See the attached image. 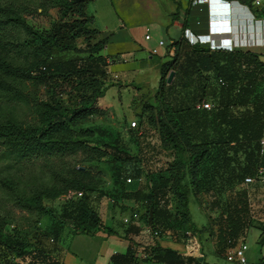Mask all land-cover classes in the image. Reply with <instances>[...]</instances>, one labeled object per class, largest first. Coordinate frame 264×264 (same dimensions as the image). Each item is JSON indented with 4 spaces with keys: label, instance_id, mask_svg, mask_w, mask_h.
Listing matches in <instances>:
<instances>
[{
    "label": "rangeland",
    "instance_id": "obj_1",
    "mask_svg": "<svg viewBox=\"0 0 264 264\" xmlns=\"http://www.w3.org/2000/svg\"><path fill=\"white\" fill-rule=\"evenodd\" d=\"M61 2L0 0V58L15 66L30 59L31 51L24 42L21 23L25 22L39 31L48 29L50 23L58 19L61 10L65 9ZM167 8V0H91L88 3L87 10L93 14L94 25L111 32L102 49L110 57L108 76L104 80L105 85L97 92L95 102L91 105L82 104L89 106L87 113L67 121L62 131L53 130L46 134L49 139H59L60 135L64 140L81 139L84 140L83 144L63 150L54 148L17 155L0 136V231L2 235L17 240L24 252L32 246L49 251L59 237H51L55 226L73 228L71 222L63 223L59 216L63 204L79 196L78 192L66 186L75 169L81 167L90 176L87 204L98 215L101 223V217L107 218L114 207H119L121 185L123 187L120 188L125 190L144 187L146 172L150 171L151 179L156 176L158 169L161 172H173V162L182 158L187 169L184 170V181L189 184L187 180L191 173L198 179L196 190L189 184L190 221L195 227L207 224L209 229L206 234L196 235L187 229L186 222L178 218L169 221V218L163 226L166 228L164 232L172 235L173 231L180 238L185 234L184 241L188 238L194 241H205L209 237L213 239L216 220L219 212L224 211L226 199L234 191L244 188L252 224L244 230L245 263L264 264V242L260 240L264 236V174L251 183L241 184V178L235 175L234 168H239V164L245 162L244 152L247 150L243 147L244 143H222L218 146L217 142L222 140L219 139L221 132L212 112L194 109L199 91L203 89L207 97L217 88L214 74L211 71L204 73L203 77L195 78L186 87L167 88L170 81L167 82L166 77L170 70L166 66L159 70L158 65L166 56H170L168 50L164 46H157L156 40L152 46L145 45V28H149V35L160 33L164 41L179 35V27L168 25ZM251 8L254 10V7ZM11 10L13 13H10ZM11 15L12 18L8 19ZM119 22L124 26L113 34ZM165 25H168V32H165ZM127 32L134 36L135 42L118 46L116 40L126 37ZM191 42L194 43L193 40ZM75 44L85 47L81 37L76 39ZM200 44L208 46L207 43ZM156 46L157 52H151V48ZM149 54L151 57H148ZM258 58L264 61V57ZM202 85L204 88H200ZM258 85L257 90L264 86V78ZM159 89H162V97ZM67 90L68 85L61 79L22 77L9 74L0 67V122L6 119L21 123L37 122L42 102L54 94L72 108L75 106V95H68ZM165 100L170 110L164 106ZM183 105L188 106V114L179 113L177 108ZM132 119L136 121L133 130L127 127V122ZM178 126L181 132L186 133L188 143L177 132ZM167 128L177 133V141L185 146L183 150L177 148ZM113 139L118 141L121 152L132 159L122 164V174L132 172V168H139L144 174L143 178L135 180L131 175H126L130 177L129 181H125V177L115 179L112 171L118 161L111 159L112 153L103 145V142L112 143ZM196 142H208L210 147L197 167L193 168L196 157H192L193 154L191 156L190 144ZM219 147H223L221 152ZM252 147L249 145V149ZM223 157H229L227 165H221ZM262 161L264 164V156ZM232 166L234 171L230 170ZM168 184L166 206L173 212L176 188ZM55 189H61L62 192L55 196L46 194ZM38 193L44 213H39L32 201V196ZM138 207L137 214L143 210L141 206ZM16 256L15 259L12 254L11 258L17 264H27L29 257L26 253ZM222 261L229 263L224 258Z\"/></svg>",
    "mask_w": 264,
    "mask_h": 264
},
{
    "label": "trees",
    "instance_id": "obj_2",
    "mask_svg": "<svg viewBox=\"0 0 264 264\" xmlns=\"http://www.w3.org/2000/svg\"><path fill=\"white\" fill-rule=\"evenodd\" d=\"M89 1L62 0L61 4L65 9L61 10L58 19L52 21L46 30L39 31L22 22L21 27L25 35L24 42L31 51V58L25 59L23 64L18 66L0 58V67L9 74L35 79L43 77L58 78L68 85L66 93L68 95L74 93L75 95L73 99V105L75 106L72 108L68 104H64L59 97H56V94L49 96L42 102V110L39 113L37 122L21 123L11 119L0 122V136L3 137L10 150L16 152L17 155L54 148L63 150L75 144L84 143V140L81 139L64 140L61 135L58 137L59 139H49L46 138V134L53 130L62 131L67 121L87 113L89 106H82V104L88 103L91 105L95 102L97 92L105 85L104 80L108 76L106 66L109 61L99 52L104 46L107 36H98L99 30L94 26L93 15L86 10ZM239 1L251 6L250 0ZM258 11L264 14V8ZM10 13H13V11L11 10ZM10 18H12V15L8 17V19ZM185 24L186 20H183L181 22L183 29L186 27ZM79 37L82 38L85 47L76 46L75 42ZM169 46H172L170 58L159 64V70L162 66L173 70L171 80L166 85L167 88L173 86L186 87L195 78L203 77L204 73L211 71L214 74V83L217 88L214 89L213 94L209 93L208 98L205 96L203 89L199 91L194 109L212 112L222 136L219 135V139L222 140L217 142L218 146L222 143H244L243 147L245 146L247 150L244 152L245 162L239 164V168H234L235 175H239L241 180L244 175H252L259 159L257 139L262 127L260 112L263 108L261 92L264 90V86H261L258 90L257 87L264 78V61L260 60L258 55L252 51L210 48L198 42L191 43L182 35L177 39H173ZM200 88H204V86L202 85ZM159 93L162 97V89H159ZM201 100H209L212 103L211 108L196 107V103ZM164 106L167 110H170L167 100L164 101ZM177 109L182 114H188L189 112L188 106L185 105L179 106ZM174 123L177 124V122ZM177 129V132L183 135L182 137L188 143L186 133L181 132L179 126ZM168 134L174 139L177 148L180 151L183 150L185 146L177 141V133L168 131ZM103 145L112 153L111 159L114 162L118 161L112 171L115 179L129 177L126 175H131L135 180L143 178L144 174L139 168H132V172L128 171L122 174V164L132 159L128 154L121 152L116 139H113L112 143L103 142ZM249 145L253 147L249 149ZM209 147L208 142L190 144L191 156L193 154L192 157H196L192 163L193 168H196L201 158L208 153ZM218 149L221 152L223 147ZM228 161L229 157H223L221 165H227ZM173 163V172L165 170L161 172V169H158L156 176L152 179L149 174L150 171L146 172L144 187L137 186L125 190L120 188L123 187L121 185L119 196L125 201H133L142 207L143 210L139 213V216L149 226L153 234L164 232L166 228L163 226L168 223L169 218H171L169 221L178 218L186 222L187 229L190 232L197 234L203 231L206 232L209 226L202 224L195 227L190 221L188 210V198L191 193L189 184L196 190L198 179L191 173L189 181L187 180L189 184L186 183L184 181V170H187L184 168L185 159L180 158ZM231 168L230 170H233V166ZM90 181L88 172L79 168L74 170L72 178L66 185L75 192H80L77 198L67 200L63 204L59 216L63 223H72L73 231L87 233L102 227L98 215L87 204L88 195L86 192L90 190ZM168 183L176 188V202L173 212L166 206ZM61 192V189H55L47 191L46 194L55 196ZM39 195V193L33 195L32 201L39 213H44ZM248 210L247 193L244 188L234 191L226 199L224 211L219 212L216 220L215 247L217 253L220 254L227 247L233 245L238 237H244V230L251 224ZM57 227H54L51 236L55 239L63 226ZM106 231L113 233L108 228H106ZM171 232L176 237V234L173 231ZM184 236L185 234L181 239L184 240ZM260 240L264 242V236ZM262 242L261 244H263ZM50 250L32 246L24 252L23 246L17 240L2 235L0 231V264H17L15 262L16 254L22 256L24 253L29 257L27 264H57ZM12 254L15 255L14 260L11 258ZM149 258L167 264H180L189 260L190 257H184L177 250L161 247L155 241L151 245Z\"/></svg>",
    "mask_w": 264,
    "mask_h": 264
},
{
    "label": "crops",
    "instance_id": "obj_3",
    "mask_svg": "<svg viewBox=\"0 0 264 264\" xmlns=\"http://www.w3.org/2000/svg\"><path fill=\"white\" fill-rule=\"evenodd\" d=\"M226 1L227 4L224 7L216 0H211L209 5L205 2L193 3L192 0H167L168 25L172 24L179 27V35L175 38L169 37L167 41H164L160 33L149 35L147 33L149 28H145L143 37L145 34L148 35L146 38L144 37L146 40L145 45L149 47L154 44L155 40L156 42L161 40L162 44L160 46H164V49L166 48L171 55L172 46H169V43L173 39H177L182 35L191 42L194 41L195 34H206L210 31L207 34L209 41L215 40L221 44H214L215 46L225 45V48L221 47V49L247 50L256 53L258 57H264V55H261L264 54V20L261 19L262 13L255 10V7L252 10V5L247 6L239 0ZM183 20H186L184 29L181 26ZM211 22L214 23V26L209 28ZM120 23L118 24L119 27L112 32L113 34L123 28L124 25ZM168 25H165V32H168ZM97 29L99 30V37L107 36L105 46L111 32L108 29ZM152 29L155 32L157 31L155 27ZM111 39H113L112 36ZM116 41L118 46L130 45L135 42V38L130 32H127L126 37ZM157 46L153 47L156 50L155 52L158 50ZM103 47L99 52L109 61L110 57L102 52ZM148 57H151V54ZM169 58L170 56H166L165 60ZM106 69L109 72L107 66ZM118 201L120 203L119 207H114L113 212L107 218L101 217L103 227L81 233L63 225L59 231L57 242L50 250L57 264H167L149 258L151 245L155 241L161 247L177 250L184 257H190L189 260L180 264H235L231 261L223 263L224 251L220 254L216 252L215 236L213 239L209 237L205 241L199 239L194 241L189 238L184 241L178 235L175 237L174 234L170 235L167 231L161 234H153L149 226L137 214L136 209H139L137 203L130 200L125 201L121 198ZM125 218L126 220H124ZM106 228L113 233H108ZM203 233L206 234L204 231L198 234ZM191 240L192 242H189Z\"/></svg>",
    "mask_w": 264,
    "mask_h": 264
},
{
    "label": "built area",
    "instance_id": "obj_4",
    "mask_svg": "<svg viewBox=\"0 0 264 264\" xmlns=\"http://www.w3.org/2000/svg\"><path fill=\"white\" fill-rule=\"evenodd\" d=\"M219 4L225 5L227 4L226 0H216ZM193 3H198V2H205L209 5L211 0H192ZM250 3L253 7L257 8L258 10H261L264 8V0H250ZM222 6V7H223ZM261 19L264 20V14H262ZM214 26V23L211 22V25L209 28H212ZM210 32V31H209ZM208 32V33H209ZM208 33L206 34H195L194 35V41L198 43H207L208 47L210 48H215L213 47L214 44L210 43ZM148 35L145 34L144 37L146 38ZM161 40L157 41V45H160ZM222 48H225V45L221 46ZM155 48H151V52H155ZM261 100H262V111L260 112V119L262 121V127L260 131V135L257 139L258 143V148H257V153L259 156L258 163L255 167L254 173L252 175L247 174L244 175L241 184L246 185L250 182H253L255 179L262 177L264 174V164H263V156H264V90L261 92ZM198 108H203V109H209L212 106V103L207 101V100H201L196 103L195 105ZM136 124V121L132 119L131 121L127 122V127H134ZM130 177H126L125 181H129ZM77 194H80L78 192ZM135 216V214H133ZM126 220V218L124 219ZM246 249V243L244 240L243 236H240L236 239V241L233 243V245L227 247L224 251V258L228 261H232L235 264H245L246 259L244 255V251Z\"/></svg>",
    "mask_w": 264,
    "mask_h": 264
},
{
    "label": "water",
    "instance_id": "obj_5",
    "mask_svg": "<svg viewBox=\"0 0 264 264\" xmlns=\"http://www.w3.org/2000/svg\"><path fill=\"white\" fill-rule=\"evenodd\" d=\"M213 47L221 48V46H215V45H213ZM172 75H173V71L170 70L169 73H168V75H167V77H166V81H167V82L170 81ZM80 168H81V167H80Z\"/></svg>",
    "mask_w": 264,
    "mask_h": 264
},
{
    "label": "bare ground",
    "instance_id": "obj_6",
    "mask_svg": "<svg viewBox=\"0 0 264 264\" xmlns=\"http://www.w3.org/2000/svg\"><path fill=\"white\" fill-rule=\"evenodd\" d=\"M210 42L212 43V44H217V45H221L220 43H218V42H216L215 40H210Z\"/></svg>",
    "mask_w": 264,
    "mask_h": 264
}]
</instances>
